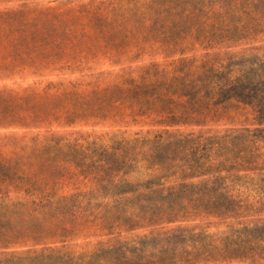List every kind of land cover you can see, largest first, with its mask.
<instances>
[{
    "label": "trees",
    "instance_id": "trees-1",
    "mask_svg": "<svg viewBox=\"0 0 264 264\" xmlns=\"http://www.w3.org/2000/svg\"><path fill=\"white\" fill-rule=\"evenodd\" d=\"M12 1L26 0L0 3ZM75 14H2L0 41L74 67L99 55L134 63L148 44L170 57L189 41L264 38V0H104ZM261 51L1 86L0 264L264 261V222L243 220L264 212ZM221 122L242 127L203 132ZM137 124L158 129L121 130Z\"/></svg>",
    "mask_w": 264,
    "mask_h": 264
},
{
    "label": "rangeland",
    "instance_id": "rangeland-1",
    "mask_svg": "<svg viewBox=\"0 0 264 264\" xmlns=\"http://www.w3.org/2000/svg\"><path fill=\"white\" fill-rule=\"evenodd\" d=\"M104 0H26L25 2H4L0 3V18H3L2 14H21L24 13L26 19L33 18L39 12L45 11L49 13V17L58 22L70 21L76 16L75 11L81 7L87 9H94L95 6L99 5ZM26 3V7H21L22 4ZM18 16V15H17ZM7 22L4 19L0 20V29L4 28ZM15 38L11 37L6 40L0 41V58L2 63L7 64L13 62V67L11 69H0V74L8 73L10 76L6 79L0 80V87L7 85L11 88L25 87L34 83H41L44 85L46 82L57 79H80L81 77H89L91 75H96L100 72L116 71L121 68L131 67L135 69L142 65H147L150 62L157 64L167 65L172 61L177 60L180 57L186 58H201L205 54H210L213 58L217 56L219 61L225 60V54H237L242 49L245 48H260L262 51L259 55H264V38L260 39L255 43H242V44H217L208 50L205 43L189 41L183 44V54L175 52L167 57V54L155 44L153 48H150V44L147 45L144 53L139 57V59L134 63H123L119 66H114L108 60L106 56L99 55L95 58H85L82 64L73 65L68 64V58L63 57L61 59L53 60L47 59L44 61L46 55L38 51L29 52L23 54L22 52H17L15 46ZM239 45V46H238ZM236 46V47H235ZM102 53V51L100 52ZM83 56V55H81ZM78 60V58H77ZM242 126L239 124H229L226 122H221L216 125H211L204 129L203 132L211 130V135L215 132H220L221 134L227 129H239ZM158 128L155 126H149L146 124H137L133 126H128L127 128H122L121 130H129L131 132L142 131H156ZM77 130L90 131V128H75ZM97 132L109 131L108 127H98L94 129ZM198 129L195 130V133ZM264 144H261L263 146ZM245 196H249L248 203H251L252 198L255 197V193L251 190L250 185L247 186V190L244 188L241 190ZM255 208H258L256 206ZM243 220L247 223L249 222H264V212L260 214L247 213L245 214ZM147 232H142L141 234H146ZM78 242H83L79 240ZM258 264H264V261H259Z\"/></svg>",
    "mask_w": 264,
    "mask_h": 264
}]
</instances>
